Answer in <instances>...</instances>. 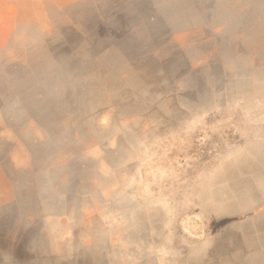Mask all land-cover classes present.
I'll return each mask as SVG.
<instances>
[{"label": "rangeland", "instance_id": "1", "mask_svg": "<svg viewBox=\"0 0 264 264\" xmlns=\"http://www.w3.org/2000/svg\"><path fill=\"white\" fill-rule=\"evenodd\" d=\"M0 264H264V0H0Z\"/></svg>", "mask_w": 264, "mask_h": 264}]
</instances>
